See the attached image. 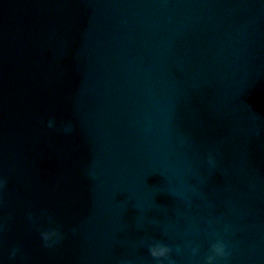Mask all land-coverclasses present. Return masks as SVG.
I'll return each mask as SVG.
<instances>
[{"label": "water", "instance_id": "water-1", "mask_svg": "<svg viewBox=\"0 0 264 264\" xmlns=\"http://www.w3.org/2000/svg\"><path fill=\"white\" fill-rule=\"evenodd\" d=\"M212 52L219 55L214 64L207 60ZM47 65L52 69L41 70ZM220 70L235 73L228 84L237 91L226 89L230 98L224 94L215 104L258 108L248 116L238 110L226 118L229 126L237 123L219 144L214 141L222 128L202 137L211 150L185 154L182 149L184 166L180 141L157 144L162 132L173 134L158 122L134 133L131 142L111 141L112 148L82 139L78 151L54 164L37 152L43 148L26 147L27 157H16V173L6 167L8 147L0 145V179L6 181L0 193V264H161L149 253L154 243L172 250L174 264H204L217 238L229 246V264H264V0H0V121L90 104L105 119L118 112L96 109L99 91L122 96V89H134L160 100L157 83L165 95L179 85L177 80L180 88L187 83L201 90ZM118 71L120 81L113 78ZM67 73L75 78L71 86ZM67 97L79 100L63 104ZM150 137L151 147L139 162L137 144ZM99 155L105 164H98ZM158 161L164 164L163 175L151 172ZM42 163L47 170L40 173ZM92 166L99 168V178L87 174ZM214 178L223 192L239 190L225 200L226 193L212 187ZM185 182L190 185L179 189ZM62 187L70 189L69 200L56 197ZM139 189L146 193L141 196ZM214 194L219 201L213 203ZM99 202L105 204L102 209ZM66 207L72 219L63 212ZM41 209L67 232L51 249L40 236L47 218L36 225L28 220L29 212L40 215ZM147 209L151 214L143 216ZM77 238L81 243L73 242ZM190 244L198 248L195 257ZM14 247L20 253L9 261L5 255Z\"/></svg>", "mask_w": 264, "mask_h": 264}, {"label": "clouds", "instance_id": "clouds-1", "mask_svg": "<svg viewBox=\"0 0 264 264\" xmlns=\"http://www.w3.org/2000/svg\"><path fill=\"white\" fill-rule=\"evenodd\" d=\"M56 127V121L54 118H50L47 120V128L54 129ZM63 133L65 135H70L74 131V126L71 122L64 124ZM215 163V161H211ZM87 174L92 178H97V173L95 171V166L90 167L87 170ZM6 187V181L4 179H0V193ZM46 217L48 221L47 227L40 229V236L44 243V247L46 248H54L60 245L65 239V233L62 231L61 225H59L53 218L50 216L46 209H41L40 215H37L35 212L28 213V220L32 225H36L38 221L42 218ZM0 231H3V226L0 225ZM71 232L75 234L77 232V228L73 227ZM191 249V255L195 257L198 253V248L193 247L191 244L189 245ZM179 251V249H177ZM20 253L19 247H14L11 251V259H15L17 255ZM149 253L151 257L161 264L167 262V264H174V261L171 258L172 250L164 245L163 243H154L149 245ZM230 251L229 246L217 238L215 242L211 243L209 247V254L205 257L204 264H229Z\"/></svg>", "mask_w": 264, "mask_h": 264}]
</instances>
